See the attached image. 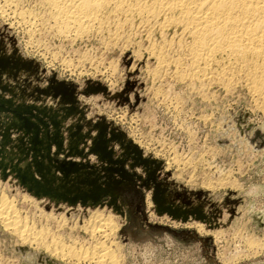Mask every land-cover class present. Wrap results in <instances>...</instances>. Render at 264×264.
<instances>
[{
    "label": "rangeland",
    "instance_id": "1",
    "mask_svg": "<svg viewBox=\"0 0 264 264\" xmlns=\"http://www.w3.org/2000/svg\"><path fill=\"white\" fill-rule=\"evenodd\" d=\"M7 1L0 193L30 242L0 224V264H93L50 251L97 241L104 264H264V83L261 97L216 65L191 78L189 38L161 20L64 37L39 0Z\"/></svg>",
    "mask_w": 264,
    "mask_h": 264
},
{
    "label": "bare ground",
    "instance_id": "2",
    "mask_svg": "<svg viewBox=\"0 0 264 264\" xmlns=\"http://www.w3.org/2000/svg\"><path fill=\"white\" fill-rule=\"evenodd\" d=\"M0 1L5 3L9 2L7 0ZM39 3L42 4V6H44L46 9L47 16L53 23L54 29H56V32L58 33L57 35L64 37L67 35L79 37L89 31H95L98 29L100 30L101 25L109 16H117V18L122 16L126 19V21L127 19H133L134 17H137L144 25H147L151 22H155V24H157V22L161 20L160 24L158 25L162 28V30H168L170 27L179 28L181 31L179 35L189 38L190 42H187L188 44L184 45V49L180 50H184L189 57V65L191 67L190 71L194 70V73L191 72V75L188 74L191 76V78L192 75L200 78H207V76L211 74L210 71H212V66L216 65L221 68L219 74H222L224 77H226L225 75L227 72H231V75L232 73L238 74L237 72H239V74L240 72L243 73V78L246 79L244 81L247 82L245 84L248 86V89L256 94L259 93L260 85L264 83V0H39ZM18 16L21 20L27 18L24 14H18ZM4 17L6 16L4 15ZM31 22L33 23V21ZM25 23L23 24L25 25ZM32 23L28 24L32 25ZM117 24L118 23L116 22V25ZM178 40L180 39H177V41ZM178 43L179 45L181 44L180 42ZM177 47L181 48V46L178 45ZM149 49H151L150 51L153 54L152 57L156 55V60L159 62V64H166L165 61L169 58L167 57V59L164 61L162 53L164 50L160 52L161 49H156L157 51L152 48ZM185 52L182 51L181 53ZM173 60L174 62H171ZM173 60H169V62L172 64L175 63L179 66L182 64H179V59ZM230 74L229 77L231 76ZM183 76L181 75L179 78ZM225 80H227V78H225ZM229 81V79L226 81V86L230 84ZM227 82L229 83L227 84ZM262 94L261 97H263ZM47 170L49 171V167H47ZM27 186H29V184H27ZM40 187L42 190H46L49 195H52L54 192L52 191L54 188ZM67 191L70 192V190ZM9 203L11 202H8L5 197L1 196L0 193V224L4 227V229H9L13 232H16L19 227L18 224H20L21 221L19 220L20 223L17 221V211L13 210ZM14 211H16V214ZM99 218L101 219V217ZM105 221L104 223H106ZM96 222L99 223L100 221L96 219ZM104 223L102 222L100 225L102 226ZM93 226L90 229L92 235L98 233L103 235V233H105L104 230L101 229L102 227L100 228L98 225L95 227ZM104 226H107V224ZM21 230L17 231L16 234H18L22 241L26 243L29 241V239L24 236L23 231ZM71 245H75V242ZM50 252L52 253V256H50L55 260L60 258V260L65 259L70 262L91 261L95 264H104V261L101 259L107 255V247L104 245L103 241H97L91 248H85L81 244L78 247L70 245L65 247L63 244L62 248H55V250ZM108 255L109 256L106 257L107 259L108 257H111L109 253Z\"/></svg>",
    "mask_w": 264,
    "mask_h": 264
},
{
    "label": "water",
    "instance_id": "3",
    "mask_svg": "<svg viewBox=\"0 0 264 264\" xmlns=\"http://www.w3.org/2000/svg\"><path fill=\"white\" fill-rule=\"evenodd\" d=\"M39 258H43L46 264H58V263H56V261L50 260L44 255L43 256H39Z\"/></svg>",
    "mask_w": 264,
    "mask_h": 264
}]
</instances>
